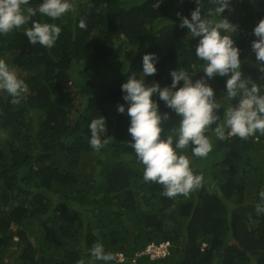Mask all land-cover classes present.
<instances>
[{
  "label": "trees",
  "instance_id": "trees-1",
  "mask_svg": "<svg viewBox=\"0 0 264 264\" xmlns=\"http://www.w3.org/2000/svg\"><path fill=\"white\" fill-rule=\"evenodd\" d=\"M76 4L55 21L33 17L62 28L51 49L28 42L23 27L30 23L0 35V58L29 86L15 105L0 93V264H77L96 242L114 254L110 264H264V214L255 212L264 190V135L221 141L206 133L213 144L206 158L192 156L191 146L182 150L203 174L202 186L168 198L162 185L144 181L127 144L129 117L117 111L125 103L120 86L131 71L139 76L145 53L159 56L148 84L170 85L176 67L194 79L203 75L197 40L176 15L190 17L194 0ZM203 7L214 5L203 0ZM232 9L224 15L237 26L244 76L264 85L251 49L264 0H232ZM80 19L86 29L77 27ZM210 83L219 98L224 78ZM159 103L170 113L163 128L171 134L179 118ZM221 103L222 116L228 101ZM99 115L114 139L97 153L88 125ZM161 246V257L148 252Z\"/></svg>",
  "mask_w": 264,
  "mask_h": 264
},
{
  "label": "clouds",
  "instance_id": "clouds-1",
  "mask_svg": "<svg viewBox=\"0 0 264 264\" xmlns=\"http://www.w3.org/2000/svg\"><path fill=\"white\" fill-rule=\"evenodd\" d=\"M194 3L190 17L181 12L176 15L179 27L188 30L191 40H197L195 56L204 62L203 75L194 79L188 71L176 67L169 72L170 85L148 84L147 77L158 71L159 56L145 53L139 76L136 71H131L121 84L125 103L117 105V111L120 114L126 112L129 117L127 131L130 140L127 144L143 166L144 181L162 185L161 194L168 198L187 196L202 186L203 174L194 171L190 158L182 150L191 146L192 156L206 158L213 148L206 133L211 132L221 141L232 136L246 140L257 134L264 135V85L244 76L241 49L232 35L237 26L224 15L226 10H233L232 0H210L214 7L207 10L203 7V0H194ZM29 5L30 0H0V35L30 23V27H23L28 42L51 49L62 28L56 23L40 22L33 17L39 13L55 21L69 12L75 13L76 0H40L37 7ZM77 27L86 29V21L80 19ZM253 35L256 37L251 41L255 67L260 80H264V19L253 28ZM216 77L225 80L219 98L210 83ZM28 90L27 82L4 58H0V93H6L11 98L9 102L15 105L21 102ZM225 98L228 106L221 116V100ZM160 101L174 117L179 118L178 126L171 129V134L164 132L163 123L171 118L169 112L160 111ZM88 129V143L97 153L114 139L108 134L103 115L93 118ZM258 196L255 204L257 216L264 214V190ZM87 252L89 258L82 257L77 264H110L114 259V254L106 251L100 242L94 243ZM118 257L123 261L122 254Z\"/></svg>",
  "mask_w": 264,
  "mask_h": 264
},
{
  "label": "built area",
  "instance_id": "built-area-1",
  "mask_svg": "<svg viewBox=\"0 0 264 264\" xmlns=\"http://www.w3.org/2000/svg\"><path fill=\"white\" fill-rule=\"evenodd\" d=\"M148 252H150L152 254V256H157V257H161L162 255H164L166 253V250L164 248V246L161 247H148Z\"/></svg>",
  "mask_w": 264,
  "mask_h": 264
},
{
  "label": "rangeland",
  "instance_id": "rangeland-1",
  "mask_svg": "<svg viewBox=\"0 0 264 264\" xmlns=\"http://www.w3.org/2000/svg\"><path fill=\"white\" fill-rule=\"evenodd\" d=\"M18 74H19V73H18ZM101 184H102V183H100V188H101V189H106V188L104 187V185H103V184L101 185ZM102 187H103V188H102ZM98 188H99V187H98ZM100 188H99V189H100Z\"/></svg>",
  "mask_w": 264,
  "mask_h": 264
}]
</instances>
